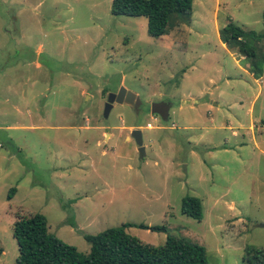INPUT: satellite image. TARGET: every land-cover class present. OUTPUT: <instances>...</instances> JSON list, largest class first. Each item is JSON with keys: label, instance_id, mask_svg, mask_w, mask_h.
Returning a JSON list of instances; mask_svg holds the SVG:
<instances>
[{"label": "rangeland", "instance_id": "374dc122", "mask_svg": "<svg viewBox=\"0 0 264 264\" xmlns=\"http://www.w3.org/2000/svg\"><path fill=\"white\" fill-rule=\"evenodd\" d=\"M110 3L0 0V264L17 256L16 214L35 212L81 253L83 234L129 222L165 226L124 228L146 244L202 245L207 264L264 254V61L254 80L217 35L227 21L261 30L264 0H192L159 37ZM120 87L138 111L114 102L103 117ZM153 102L170 104L166 120ZM185 195L200 199L199 220L180 211Z\"/></svg>", "mask_w": 264, "mask_h": 264}, {"label": "trees", "instance_id": "16d2710c", "mask_svg": "<svg viewBox=\"0 0 264 264\" xmlns=\"http://www.w3.org/2000/svg\"><path fill=\"white\" fill-rule=\"evenodd\" d=\"M192 0H111L113 15L143 16L146 33L159 37L167 32L176 20L188 19ZM218 38L225 47H235L248 62V71L254 77L261 75L264 55V11L262 29H244L232 21L218 28ZM15 191L8 189L7 198ZM180 211L199 220L202 216L200 199L185 195L180 201ZM127 226H137L152 231H166L164 225L147 226L142 223H122L105 228L95 234H83L89 244L87 253L63 242L49 233L43 214L28 216L16 214L11 224V235L16 242L17 256L13 264H207L204 247L184 237L166 234L160 245L141 242L125 232ZM2 249L0 248V254ZM244 264H264L261 249H253L243 257Z\"/></svg>", "mask_w": 264, "mask_h": 264}, {"label": "water", "instance_id": "95a60500", "mask_svg": "<svg viewBox=\"0 0 264 264\" xmlns=\"http://www.w3.org/2000/svg\"><path fill=\"white\" fill-rule=\"evenodd\" d=\"M114 102L125 103L127 105H130V106H132V108L134 109L135 112L138 111L139 106L141 104V101L137 95L126 90L123 87H120L117 92L107 94V97H106V100L104 103V107H103V111H102L103 117L107 116L109 109L111 108V106ZM169 105L170 104L168 102H153V103H151L150 113H152V114L156 113L157 115H159V117L162 120H166L167 115H168ZM130 136L133 137V139L137 145L138 157L141 158L144 155V147L141 144V132H140V130L138 128L132 129L130 131ZM259 226L264 227V224H259Z\"/></svg>", "mask_w": 264, "mask_h": 264}, {"label": "crops", "instance_id": "0c3cea01", "mask_svg": "<svg viewBox=\"0 0 264 264\" xmlns=\"http://www.w3.org/2000/svg\"><path fill=\"white\" fill-rule=\"evenodd\" d=\"M217 27V26H216ZM217 35H218V28H217ZM220 44L222 45V46H224V44L222 43V42H220ZM225 47V46H224ZM251 76V75H250ZM252 77V76H251ZM254 80H258L257 78H253ZM240 102V101H239ZM251 121H252V119H251ZM250 121V122H251ZM249 128L251 129V128H253V124L251 125L250 124V126H249ZM232 134H234V132H232ZM261 142H263L264 143V140H262ZM255 143L257 144V142L255 141Z\"/></svg>", "mask_w": 264, "mask_h": 264}, {"label": "built area", "instance_id": "2783aa9c", "mask_svg": "<svg viewBox=\"0 0 264 264\" xmlns=\"http://www.w3.org/2000/svg\"><path fill=\"white\" fill-rule=\"evenodd\" d=\"M146 127H148V128L151 127V126H150V123H147V124H146Z\"/></svg>", "mask_w": 264, "mask_h": 264}]
</instances>
